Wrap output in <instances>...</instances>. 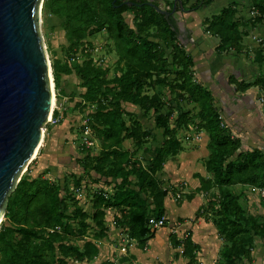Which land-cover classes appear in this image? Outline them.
I'll list each match as a JSON object with an SVG mask.
<instances>
[{"label":"trees","instance_id":"16d2710c","mask_svg":"<svg viewBox=\"0 0 264 264\" xmlns=\"http://www.w3.org/2000/svg\"><path fill=\"white\" fill-rule=\"evenodd\" d=\"M172 12L176 0H161ZM214 0H197L193 5L178 2L185 12H193L212 5ZM154 6H151L150 4ZM250 11L257 15L253 24L264 26V0H248ZM159 0H46V9L64 19V29L69 50L77 54L81 49L86 61L74 68L69 63L53 65L56 89L63 78L77 75L81 80V106L95 107L96 119L102 129L95 138L103 141L99 156L89 150L80 164L82 180L92 178L96 184L113 187V194L99 190L92 195L93 213L86 212L75 195L67 188L52 183L45 177H23L9 198L5 219L0 229V264H84L94 262L99 248L89 240L92 228L94 238L107 233V212H115L117 227L138 243L140 249L156 237L148 220L167 217L165 202L169 191L163 188L158 175L164 172L167 162L181 152L183 145L178 133L194 126L209 137V158L205 164L211 180L205 189L219 188L221 197L213 223L224 246L220 264L251 263L253 247L260 238L264 245V223L245 213L239 198L228 190L232 187L264 189V148L244 150L242 141L233 136L224 124L216 106L213 92L193 83L194 59L178 41L179 29L173 16L158 11ZM133 17V27L126 15ZM236 5H229L206 23L210 35L219 39L221 52L243 48L241 25L237 19ZM107 32L115 44L119 75L112 81L108 73L96 67L92 57L93 45L87 40ZM87 44V46L84 44ZM171 51V60L167 51ZM73 60V59H72ZM264 87V80L255 85L241 84L238 92L252 87ZM162 88L176 96L178 106L187 102L198 109L196 116L181 110L174 119L175 108L164 111L161 93L147 95L148 89ZM140 108L145 115H155L156 128L166 139L154 149L146 163L135 152L124 149L127 141L137 148L154 138L153 132L133 120L130 125L123 118L124 105ZM59 115L54 114L57 119ZM174 120L175 126L171 122ZM205 181L202 182L203 185ZM205 214L202 209L198 212ZM176 246L183 248L182 255L195 262L199 247L187 234L183 241L171 235ZM72 240L77 243H73ZM81 244V245H80ZM104 264H111L106 262Z\"/></svg>","mask_w":264,"mask_h":264},{"label":"rangeland","instance_id":"374dc122","mask_svg":"<svg viewBox=\"0 0 264 264\" xmlns=\"http://www.w3.org/2000/svg\"><path fill=\"white\" fill-rule=\"evenodd\" d=\"M159 1L163 11L171 9L166 3ZM196 1L180 0L179 2H187L191 6ZM214 3L215 5L237 6V19L241 25L243 48L238 51H231L233 54L231 52H221L219 50V39L208 33L206 23L214 17V15L208 16L211 12L209 8L204 9L203 12H200V9L193 12H185L176 6V13L173 17L178 24V41L187 54L194 59L195 64L192 68L194 73L192 76L193 83L207 87L214 86L221 89L228 96L227 91L231 85L236 87L241 84L255 85L257 82L264 80V26L260 31L253 24V19L249 15V9L246 6L248 0H214ZM126 17L129 25L133 27V17L129 14ZM64 22V19L47 11L46 0H44L40 30L52 69L55 63H69L74 68L77 64L82 65L86 61L81 49H78L75 55L70 53ZM198 26H200V30ZM187 27H192L193 30L196 27L198 29L196 31L202 36L207 35L208 49L199 40L196 42L197 46L192 42L193 33L191 34L189 30H185ZM89 42L93 45L92 57L96 67L103 73H108L107 78L112 81L119 75L117 68L118 56L114 42L109 38L107 32L88 39L87 43ZM85 45L87 46L86 42ZM167 53L171 60V51L168 50ZM224 62L227 63L225 66L220 64ZM80 85L81 80L75 74L70 77H64L60 89H56L54 82L56 106L52 113V120L49 121L48 119L49 124L43 128L42 147L36 159L28 167L24 177L38 178L42 176L52 183L60 185L63 189L67 188L80 201L83 209L92 214V195L99 190H104L108 195H111L113 194V187H106L102 183L96 184L92 178L87 177L81 182V186L76 185L83 177V167L80 164L86 155L83 150L87 149L93 156H99L103 149V141L94 137L95 131L102 129L96 119L97 110L95 107L81 106L80 94L82 91ZM254 90L257 91V89ZM157 93L162 95L165 112H168L170 105L175 108L174 119L179 116L181 110L190 111L193 116L197 115L198 109L193 104L185 102L181 104L180 108H177L176 96L165 89L156 88L155 90L148 89L146 91V94L150 96ZM219 110H221L220 106ZM55 113L59 116L53 120V114ZM220 113L224 119L223 112L220 111ZM123 118L128 125L133 120H138L144 125L145 130L153 132L154 138L146 142L140 149L132 141H127L124 144L125 150L135 152L138 158L148 163L152 158L151 152L156 148H160L166 141L163 131L156 128L154 113L151 112L149 115H145L140 108L126 104L124 105ZM223 122L228 127V121L225 120ZM171 125L172 127L175 126L174 120ZM87 126L93 133L92 138L94 137L92 139V148H87L85 145L84 130ZM204 132L198 131L194 126H191L189 129L178 133V139L183 145V152L188 155L184 160H187L189 164H194V167L196 164L195 168H188L187 166L183 170L180 169V174H183L177 180H173L172 174H168L167 171L158 175L163 188L168 190L170 196H172V198L168 197L166 201L171 221H175L179 216L193 217L194 214L191 211L193 206H195L188 203L187 209H179L174 206L173 200L179 205L198 196L203 198L205 205L201 209L206 210L207 219L212 221L214 214L218 211L221 192L215 189V191L209 193L210 197H207L205 185L201 184L200 186L196 181L197 174L202 171L201 168L205 160L203 150L206 147L207 138L209 143L208 134ZM263 146H261L262 149L264 148ZM196 158L197 161H195ZM185 172L187 175H185ZM229 191L232 195L239 198L240 204L248 216L255 217L259 222L264 223L263 197L257 195L250 187H236L229 189ZM178 195H180V198ZM200 210L199 212H201ZM114 216L115 212H107V233H105L103 238H94L95 233H97L96 229L92 228L90 231L89 240L94 241L99 248V256L94 262L84 264H104L106 262L111 264H194L190 263V260L182 255L183 248L174 244L171 235L176 231L178 232L175 235L176 238L181 239L190 233L192 235L191 226L199 221L200 217L206 219L204 215L200 214V217L197 218V213L193 218H179L180 220L178 219L172 224L167 223L165 227L157 231V237L151 243L148 242L144 249H140L137 242L130 240L128 234L117 227ZM3 224H7L5 217L0 229ZM72 242L77 243L74 240ZM253 251H256V262L264 264V245L260 238L256 239ZM197 257L200 258L199 255ZM213 259L221 261L215 255H213ZM239 264H248V262L242 261Z\"/></svg>","mask_w":264,"mask_h":264},{"label":"water","instance_id":"95a60500","mask_svg":"<svg viewBox=\"0 0 264 264\" xmlns=\"http://www.w3.org/2000/svg\"><path fill=\"white\" fill-rule=\"evenodd\" d=\"M179 1L171 13L158 11L173 16ZM43 5L0 0V227L9 198L41 148L53 105V69L40 30Z\"/></svg>","mask_w":264,"mask_h":264},{"label":"crops","instance_id":"0c3cea01","mask_svg":"<svg viewBox=\"0 0 264 264\" xmlns=\"http://www.w3.org/2000/svg\"><path fill=\"white\" fill-rule=\"evenodd\" d=\"M227 6L228 5H215V3L213 2L212 5L202 7L200 9V12H203L204 9L209 8L211 12L208 14V16L209 17L211 15L215 16L217 15V12L219 14L221 10L226 8ZM213 13H216V14H213ZM262 28H263L262 26H259L258 29L261 31ZM198 29L200 30V26H198ZM198 29H196L195 27L193 30L192 27H187L185 30H189L191 34L193 33L192 42L196 46H197L196 42L199 40L201 43H204V46L206 47V49H208L209 44L207 42L208 40L207 35L202 36V34L196 31ZM220 64H223L225 66V64L227 63L224 62ZM204 87H207V86H204ZM207 88H209L213 92L215 103L218 106V109H219V106L221 107L220 111H222L223 115L225 116L223 121L225 120L228 121L227 124H228L229 129L231 130L234 137L242 141L244 150L262 149L261 146L264 145V113L259 107V105L257 104V97L259 94L260 87L254 86L250 88L248 91L243 93V92H238L237 87L235 85H231L227 91L228 96L225 95V92L223 93L221 89L215 88L214 86H208ZM254 89H257V91H255ZM242 110H245V111H242ZM208 144L209 143H208V138H207L206 147L203 150L205 160L203 162V167L201 168L202 171L197 174V180H196L198 182L197 184H199L200 186L202 182L205 181L204 183L205 187L206 186L208 187L209 184L207 182L211 180V176L207 173L206 168H205V164L210 155L209 150H208ZM187 156L188 155H186L185 152H181L178 156L171 158L167 162L164 168V172L167 171L168 174L171 173L172 179L177 180L178 178H180L181 174H183V173L180 174L179 172L180 169L183 170L187 166L188 168H195L196 164L194 167V164H189L187 160H184L185 157ZM195 161H197V158ZM185 175H187V173ZM237 187H241V186H237ZM232 188H236V187H232ZM215 189L219 191V188L217 187H212L208 190L205 189L207 197H210L209 193L215 191ZM169 197L172 198L170 194H169ZM178 197L180 198V195H178ZM188 203L195 205L193 206L192 208L193 210L191 211V213L194 214L193 217H195V215L199 212V210L205 205L204 199L200 198L199 196L196 198L190 199V201L188 200L186 202L180 203L179 205H177L176 201L173 200L174 206H177L179 209H187L189 206ZM165 207H166V202H165ZM200 211H202V209ZM204 213L205 214L203 215L206 217V219H203L200 217V220L195 222V224L191 226L192 235L191 233L190 235H191L192 241L195 245H197L200 248L196 254L194 264H198V263L199 264H202V263L203 264H219L220 263L219 261H215L213 259V255H215L216 258L221 259V251L223 249L224 243H223V240L220 238L218 234V230L215 227L213 221L211 219H207L208 215L206 214V210H204ZM193 217L179 216L176 220H178L179 218L190 219ZM166 218H167V223L169 224L176 222V220L175 221L170 220L168 209H167ZM157 235L158 233L156 234V237ZM154 239H152L149 242L151 243ZM252 253H253V261L248 264H259L256 262V259H257L255 255L256 251H253ZM198 255L200 258L197 257Z\"/></svg>","mask_w":264,"mask_h":264},{"label":"built area","instance_id":"2783aa9c","mask_svg":"<svg viewBox=\"0 0 264 264\" xmlns=\"http://www.w3.org/2000/svg\"><path fill=\"white\" fill-rule=\"evenodd\" d=\"M257 15V12L252 9L250 11V16L253 18ZM257 104L259 105V107L261 108V110L263 111L264 113V87H260L259 88V94H258V97H257ZM54 114H53V120H54ZM223 120V118H222ZM49 124V123H48ZM84 134H85V145L87 148H92L93 147V143H92V139H94V137L92 138V132L90 130V128L87 126L85 127V130H84ZM91 141V142H90ZM254 192H256L257 194H259L261 197L264 198V189H257V188H253L252 189ZM148 225L150 227V229L152 231H159L160 229H162L163 227H165L167 225V218L164 217L162 219H156V218H152V219H149L148 220ZM173 234L177 235L178 232H173ZM186 237V236H185ZM185 237L183 238H178V240L180 241H183L185 239ZM183 253V251H182Z\"/></svg>","mask_w":264,"mask_h":264},{"label":"bare ground","instance_id":"6f19581e","mask_svg":"<svg viewBox=\"0 0 264 264\" xmlns=\"http://www.w3.org/2000/svg\"><path fill=\"white\" fill-rule=\"evenodd\" d=\"M51 87H52V91L54 93V96H53V105H52V110H51V113H50V116H49V121L52 120V113L55 109V106H56V96H55V88H54V81L52 79V83H51ZM42 147V146H41ZM39 152V151H38ZM38 152L35 153L33 159H36L37 155H38ZM27 168L24 170V172H26Z\"/></svg>","mask_w":264,"mask_h":264}]
</instances>
